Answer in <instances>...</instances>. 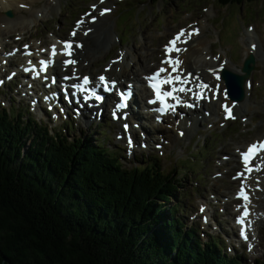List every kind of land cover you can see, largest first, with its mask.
Here are the masks:
<instances>
[{
	"label": "trees",
	"instance_id": "trees-1",
	"mask_svg": "<svg viewBox=\"0 0 264 264\" xmlns=\"http://www.w3.org/2000/svg\"><path fill=\"white\" fill-rule=\"evenodd\" d=\"M23 128L0 115V264H236L199 246L196 228L180 237L172 174L151 163L120 171L101 145Z\"/></svg>",
	"mask_w": 264,
	"mask_h": 264
},
{
	"label": "rangeland",
	"instance_id": "rangeland-1",
	"mask_svg": "<svg viewBox=\"0 0 264 264\" xmlns=\"http://www.w3.org/2000/svg\"><path fill=\"white\" fill-rule=\"evenodd\" d=\"M71 1L72 0H59L60 7H58L57 0L45 1L49 2L50 6H45L44 1L38 0L35 3V10L39 14L37 18H31V16L25 20L26 26L25 29H23L24 33H21L24 39L23 41L19 42L18 45H23L25 42L28 41L27 45L25 46H33L34 48H36L37 46L41 45V41L43 39H47L48 41V44L43 46H48L51 43L52 39H54L55 37H66L68 35L69 29L74 24L73 21L77 17H79V15L83 13L86 9L92 10L93 5L96 4L99 0H81V2L77 0H74L72 2ZM117 1L122 0H113V5L111 6V8H114V3ZM127 2V4H125V2L120 5V7L129 6L128 10L134 9L137 14H139V17L135 19L137 15L136 12L128 11L121 16L119 20V27H115L113 21L118 15V11L114 14L112 13L111 15H109L106 19V22L110 24L115 30L114 32L110 31L109 33L112 37L111 44L114 46V48L110 52L108 47L104 52H101L98 57L96 56L97 61L93 65H91V62L87 63L84 58L83 61L79 63V67L84 69L83 72L93 73L94 75L102 72L103 67L118 58L117 56L119 55V53H121V51L133 48V46L136 44H142L143 37H146L150 41L149 50L158 49L154 57L155 60H157V56L160 53V46L165 42L166 38H168L172 31H175L177 27H183L188 23H198L199 25H201V23L205 20H208V23L206 24L208 28V31L206 33L207 38L205 37L208 42V53L213 50V58H215L219 54L222 58H226L227 54H225L224 57L223 52L221 50H214L213 46L217 42L218 35L217 32L214 30L212 23L213 19L217 16L215 11L216 6L211 5L207 7V3L202 2L201 0H154L155 3L150 1L145 4L140 3V1L138 0H128ZM242 3H244V1L239 3V10L242 9L243 13L242 16L241 13H239V17H241V19H239V25L241 29L238 25V11L234 9L235 7L230 8L229 14H226L225 16H220L216 22L217 24L223 23L221 26H217L216 30L220 33V39L225 45H234L236 34L238 33L240 46L237 45L232 49L233 56L237 58V61L239 58L242 57L241 61L238 64H242L245 51L248 47L247 42L242 39V37L247 32V29L245 28L248 25H252L254 29L258 31V38L262 41L264 46V17H261L263 9L261 8L256 10L254 4L243 5ZM262 3L264 5L263 1ZM107 5L108 3L106 4V6ZM192 5H195V7L193 8L194 10L191 11V13L186 14V12L189 11L188 9ZM51 8H55L56 11ZM62 9L64 11H62ZM248 10H252L254 12L252 19H247L244 15ZM79 12L80 14L77 15V13ZM218 12L224 13L225 10L221 9L218 10ZM125 16L131 18L132 22L128 24V26L130 27L128 28L125 35L126 40H124V44H122L121 40L123 39L122 35L124 34V32H120V30L122 31L124 29L122 23L124 22L123 18ZM262 16H264V11L262 13ZM244 19L245 22H243ZM29 21L31 22L30 24H28ZM16 22H18V20L15 19V23ZM158 23L163 24L162 27H159ZM116 35L120 37V41H117L115 39ZM25 37H27V39H25ZM33 37H35V39L32 40V42H29V40H31V38ZM9 39H11V37H9L5 41V43H7ZM25 46H23L24 50L27 49ZM225 51H227V48H225ZM2 55L3 53L0 54V58H2ZM17 55H19V53H17ZM13 63H17V65L22 64L18 60V57L16 59H10L7 64L0 70V74L5 69H8L10 72H13V74H16V72H14L15 69H13L14 65L12 68H9V65H12ZM257 65L258 69L254 72V85L252 92L253 101L257 104L259 112L257 113L255 110L251 123H249L247 120V122L243 124L242 121L244 119L240 118V115L237 121L226 125L225 131H223L222 129H215L217 132L212 133L211 137H209L211 132H204L205 128L208 129L210 127V124L205 123V126L202 127V133L195 134L191 142H188L187 140L185 142H178V144L173 146L172 151H170L168 146H165L161 149V154H159L154 149V142H151V144L148 145L146 149H144L145 151L139 150L138 152H136L137 154L134 157L132 156V159H128L126 157L123 159L125 153L128 154L129 151H127V145L124 143L125 140H119L120 138L116 137V128L119 127V125L112 124L111 127V123H108L107 121L103 128V131L105 133L103 136L104 138L107 133L113 136V142H111V138H106V140L110 143V150L118 149L120 152L121 150H123V148H125V150L127 151H125L122 156V164L125 167L124 169H131L132 167L140 166V164L147 161V156H156L159 160L160 167L164 168L167 172L171 173L175 169L176 161H180L181 159H187V155H189V151L191 150H193V152H197V145L199 142L205 144H207L208 142L211 143L207 147L208 155H206L205 158H203L202 160L205 164V169H201L198 171L197 174H200L199 176L193 172H189V179H186L185 181L183 180L182 182V187L185 191L188 192H185L186 195L188 194V201H185L184 203V206H186L187 211H185V213L183 214L182 219L187 225L191 226L192 222L189 220V215L193 211L195 212L194 214H196L197 216L196 220L201 218V216H204L208 221V223L206 224H202L200 220H197V222L193 219V222L197 223V225L200 226V230L205 232V234L207 233V235L205 236L204 233L200 234L203 235V237L200 236L202 238V241L206 242L210 233V236H212V234L215 235L224 244L223 249L227 255H229L227 243L230 242V245L232 246V243H234V241L230 237L228 238L226 236V233L224 232L230 233L231 225H227L226 223H230L231 221L230 216L232 213L233 205L230 204V202L226 206H223L221 204L226 203L228 197L226 195L220 196L217 193L216 188L214 189V184L216 180L222 182L229 180L224 176L220 178L217 177V175H219L220 173H224V171H226L231 166H228V161L223 162V159L226 158V156H230L228 155V153H225L227 148L233 150L238 145L256 139L258 135L264 133V106H262L264 102V63L258 62ZM16 80L17 75L13 76V79L11 81L6 82H9V84H11L15 83ZM23 101H25V99H23ZM12 104H16V110L18 108L23 107L22 103L19 104V107L17 106V102H13ZM10 105H6L5 107L8 108ZM34 112L38 116L33 114L35 118H32V120L35 121L34 123L39 127L40 123L38 119H41V117L44 118V116H41L39 112L35 110ZM64 121L66 120L62 118L59 120L58 123H63ZM48 124L49 125H46L50 129L52 125L50 123ZM74 124L76 126L74 134L77 135L78 131L84 129V126H79L77 123ZM257 124H259V128L255 127ZM40 125L43 126L44 124L41 123ZM58 129L59 128L56 127L55 130H50L51 134L58 132ZM164 131L167 135V140L168 138H170L168 136L172 137L175 134V130L163 128V132ZM170 131L173 132L170 134ZM214 135H217L216 138H213ZM69 136L71 137V134H69ZM97 136L98 138H100L101 135H99V132H97ZM210 138H213V140L210 141ZM117 145H119L120 147L116 148ZM232 192L233 190L232 188H230V193ZM178 200L177 203H179ZM174 202L176 203V200L173 197L169 200V204H167V206L169 205L171 209L172 207L174 208ZM256 207H260L262 209V212L264 213V201L261 206L260 201H258ZM201 208H203L204 211H201ZM220 223L222 224V226L220 225ZM253 238H256L257 240L255 247L250 251L249 257L245 255L247 258H245L244 264H259V262H264V216L262 224L258 225L255 229L253 233ZM236 248L238 252L243 249L238 248L237 246ZM232 255L233 254L231 253L229 256ZM238 260L240 261L241 257H239Z\"/></svg>",
	"mask_w": 264,
	"mask_h": 264
},
{
	"label": "bare ground",
	"instance_id": "bare-ground-1",
	"mask_svg": "<svg viewBox=\"0 0 264 264\" xmlns=\"http://www.w3.org/2000/svg\"><path fill=\"white\" fill-rule=\"evenodd\" d=\"M37 1L38 0H0V48L2 46H6L5 41L9 37H11L13 40L23 39L21 33H24L23 29H25V26H26L25 20L31 16H32L31 18H37L39 14L35 10L36 9L35 3ZM43 1H48V0H43ZM57 2L59 4V0H57ZM108 2L111 4V0H108ZM22 4L25 5V7H21ZM45 5L50 6L49 2H45ZM51 9L56 11L55 8H51ZM100 18L101 19L97 21L96 23H92V24L87 23L83 29L80 27L78 30L80 31L82 29L83 31L80 32V34L75 37V42L81 43L83 47L76 49L74 52V55L76 56V60H77V63L75 65H71V69L77 70V72L74 75L82 74L81 71L83 70V68L77 69V65L79 67L80 61L82 62L84 58L87 61V63L91 62V65H93L97 61L96 56L98 57L101 54V52H104L108 47H109L110 52L114 48V46L111 44L112 37L110 36V34H108L110 30V25L107 24L105 20L106 16H100ZM15 19L18 20V22L15 23ZM30 23L31 22L29 21L28 24ZM88 29H91V31L88 33V35H85V32ZM188 30H191L192 32L194 30H198V34H194L192 35L190 39H188L187 32H186L185 39H187V43L184 45V49H186V51H182L179 54L175 53V56L179 55V58L183 61V63L180 65V71L181 72L183 71L184 75H188L189 73L192 74L190 78L192 79V83L194 84V86H196V84L201 83V82L206 83V84L209 83L212 86L218 83L220 84V88L223 90L226 88V85H224V81L221 79L217 80L216 76L213 75L210 69L216 70L219 76L221 75L223 77L226 76L228 79H230V76L232 73H235L237 75L239 73L242 74L241 69L243 67V69L248 71L246 72V76L248 78L241 79V81L243 82V88L245 89H242L241 81H239L236 85L242 91L245 92V95H244L245 99L244 101L239 102L238 105L235 106L234 109H235L236 115H241L240 118H246L248 122L251 123L255 110L257 113L259 112V108H257V104L253 101L252 91H253V85H254V72L255 71L251 67L258 69L257 63L258 62L264 63V59H263L264 46H263L262 41L258 38L254 30L252 32H247L245 36L242 37V39L245 40V42H247L248 44V47L245 51V58L247 56L253 58V60L250 59L247 64L243 63L244 66L243 64L235 65L231 61L226 62V59H222L220 57H218L215 60L206 61L202 57L203 52L208 48V42L205 39L206 33L208 31L206 23L202 22L201 25H198L197 27L193 26L192 29L188 28ZM25 39H27V37H25ZM42 42L45 45L48 44L47 39H43ZM50 45L51 44H49V46ZM58 45H60L59 42H58ZM49 46H45L41 49H46L47 51H44V52L46 54H50L51 50H49ZM253 46L255 47L254 49L252 48ZM149 47H150L149 39H147L146 37H143L142 44L140 45L136 44L133 46V48L126 49L125 51H121V53H119L120 56L119 55L117 56L118 57L117 61L119 63L115 64L114 62H112L109 65V66L118 68L116 69L117 70L116 73H113V72L105 73V75L109 78H110L109 74L112 75L114 77V80L117 82L118 86L134 88L133 94H134V100L136 101L133 100L132 103L134 104V108H135V105H138V108L136 109V113H139V109L141 106V103L138 101V95L140 93V96H141V94L143 93L142 92L143 86L142 85L130 86L128 85V83L131 81H134L136 83L141 82L140 76L143 75L144 72L151 71V68L156 65L157 62L154 57L158 49L149 50ZM41 49H40V52H41ZM14 51L15 50H12L11 53L13 54ZM42 54L44 55V53ZM28 59L32 60L33 56L32 55L29 56ZM20 62L24 64L23 58H21ZM152 62L153 64L150 65ZM219 66H223L222 72H219L217 70ZM17 68L18 66L16 67V69ZM194 76H198L199 80H195ZM110 81H113V78H110L109 82ZM8 85H9V82H6L3 85V88H8ZM203 90L205 91V89ZM9 91H12V89ZM5 92L6 93L4 95V100L6 102V105H10L12 104V102H10V97L8 95V92L7 91ZM220 97L221 95L218 96L215 103H211L206 106V109L209 110V112L211 113L210 117L202 116V118H199L198 114L188 112L189 116H187V118L183 122L179 120L176 124L177 127L175 128L174 136L172 137L168 136L170 137L169 139L171 140L169 144L175 145V144H178L179 141L184 140L185 142L186 140L192 138L193 135L195 134L194 132L195 127L198 124L199 125L203 124L202 123L203 121H206V122L211 123L212 125H215V119H218V120L220 119L218 106H217L218 105L217 102H221V100L219 99ZM24 98L25 100H27L26 96H24ZM40 100H41V103H43L42 96L38 97L39 103H40ZM113 100L114 99L112 98V99H109L108 101L111 102ZM141 100L143 101L142 98ZM211 100H213L212 96H211ZM97 105L99 106L98 109H100L103 113L108 112L107 110L110 108L109 104H107L106 102L103 104L98 103ZM262 106H264V102ZM9 107H11V105ZM1 109L4 112L8 111L7 107H1ZM124 112L127 115H125L124 119L118 121L119 123H121V126L116 128L117 130L116 136L118 137H121V135H123L126 132L123 128V125L125 124V122H127V120L129 122L135 123V121H133L135 120L134 118L136 117L135 111L132 110V111H124ZM181 112H184V110H181ZM146 114L144 115L146 116ZM146 117L147 118H144V122H145V126L148 128L151 119L148 116ZM187 121L192 122L191 127L185 126ZM65 123H69V120L67 119L66 121H64V124ZM15 124L17 125L19 123H15ZM115 124L116 123H114L113 125ZM79 126L81 125L79 124ZM255 127L259 128V124H257ZM129 131L131 133H134V132L138 133L141 131L147 132L146 128L142 124H141V130L137 129L135 126L129 125ZM172 132L173 131H171L170 134ZM181 133H183V135L179 136L181 135ZM71 137L74 138L75 134L72 133ZM162 138H165V136H162ZM138 139L143 142H145L146 140V138L141 139L139 136L138 138H134V141L136 142ZM249 142H246L245 145L248 144ZM97 144L101 145L104 148L106 146V144L101 142L100 140L97 142ZM119 147H120L119 145L116 146V148H119ZM238 147L239 145L234 148V151H231L230 148H227L226 150L228 152V155H230L231 157L229 161L230 164L235 163L237 166H238V163H236L235 158L237 157L236 149ZM169 149L170 151L173 150V148H170V147ZM139 150L141 151L142 149L140 147L133 148L132 151L130 149L131 156L134 157L137 154L136 152H138ZM256 161L259 163L258 158L256 159ZM234 167L235 166L231 165V168H234ZM229 173H230L229 171L224 173L225 177L228 178L229 180H226L225 182L216 180L214 184V189L216 188V191L220 196H223V195L228 196L230 194V188L233 189V185L236 182L235 179H230L228 177ZM174 178L176 180L177 177L174 176ZM246 186H250L252 189L258 188L259 191L256 192L254 189L255 191L254 193H255V198L260 201V206H261L264 201V171L255 172L254 175L248 178L246 182ZM222 188H226L225 193H222L221 191ZM229 199H230V202H237L236 200L234 201L230 196H229ZM254 212H257L256 213V223L261 225L263 222V216H264L262 209L260 207H257V208L255 207Z\"/></svg>",
	"mask_w": 264,
	"mask_h": 264
},
{
	"label": "snow or ice",
	"instance_id": "snow-or-ice-1",
	"mask_svg": "<svg viewBox=\"0 0 264 264\" xmlns=\"http://www.w3.org/2000/svg\"><path fill=\"white\" fill-rule=\"evenodd\" d=\"M100 3L103 4L104 0H100ZM21 7H25V5H21ZM96 6L93 5V11H95ZM111 9L109 8H103L100 10V15L104 16L108 12H110ZM91 16L90 13L86 14ZM84 20L81 19L77 22L76 29H79L83 24ZM92 23L96 22V17L91 16ZM91 31V29H88L85 32V35H88V33ZM198 34V30H194L191 33H187L188 39L191 38L192 35ZM77 35V31L74 30L71 33L72 37H75ZM182 37H185V30H181L172 40L169 41V44L165 46V54L166 58L161 61V67L152 75L146 77V79L149 81L150 86L152 87L154 93H155V99L150 101V103H157L159 102L160 107L156 108L155 111L159 112L161 115H166L169 111L172 113H175L176 108L178 106H186V107H195L193 104H187L181 99L180 94L184 93L187 95L188 93H192V97L199 101L201 99H204V92L201 91L203 89H209V85L206 83H198L196 84V91L193 90L191 87H187V85L192 83V80L190 79L191 73L188 74V76H183V74L180 71V65L183 63V61L179 58V55H176L175 57L172 55L173 53L179 54L182 51H186V49H181L177 47L178 43H187V39H181ZM62 44V49L58 51L56 45L51 46L50 56L48 59H41L38 63L40 65L39 69L35 66L32 68H26L25 71H32L36 73V76L39 77L41 73L46 72L48 67L54 64L55 57L58 55H63L65 57H68L65 59L62 63L65 67L69 65H75L77 63L76 59H73L74 50L83 47L81 43H77L74 40H66L59 42ZM27 47V46H25ZM254 47V46H253ZM41 51H47L46 49H41ZM31 55V53H28ZM29 64H32V61H29ZM163 65H168V67H164ZM169 68L171 69L169 71ZM210 71L213 73L214 76H216L217 80H220V76L217 74L216 70L210 69ZM47 79V77H45ZM65 80L71 79V77H64ZM98 83L96 84V88L103 87L105 91L109 90L110 87H113L115 85V81L109 82V80L101 75L98 78ZM52 84L56 83V78L52 77L51 80ZM91 83L88 76H84L82 79V83L72 85L74 89H76V92L82 93L83 100L85 102L89 100H96V101H102L103 97L99 94H97L95 88L89 89L87 86ZM170 86V90H164V86ZM216 92H221L225 98L227 97V91L222 90L220 88V85L217 84L214 86ZM76 92H73L72 95L75 96ZM65 98L67 99V93L65 95ZM45 99H48V97H45ZM171 99L175 103H168V100ZM126 100L127 95L121 94V103L117 105L116 111H119L120 109H123L126 107ZM77 103H79V100H77ZM224 112H225V118L226 119H235V116L233 114V106H229L227 104L222 105ZM115 116V111H114ZM125 129L128 128V125L125 124ZM183 135V133H181ZM129 143L131 144V140H129ZM264 152V141H260L257 143H253L247 147L246 151H243L240 153L241 156V162L243 164V171L238 173L234 179L243 177V180L241 182L240 191L238 193V198H242L244 201L243 212L240 217L237 218V222L241 225V237L245 240H248V231L251 228V221L248 220V217L250 216L248 205L250 203V197L246 193V182L251 176L253 172H260L264 171V156H261V153ZM259 158L260 163L254 164L253 162ZM201 211H204L203 208H201Z\"/></svg>",
	"mask_w": 264,
	"mask_h": 264
},
{
	"label": "water",
	"instance_id": "water-1",
	"mask_svg": "<svg viewBox=\"0 0 264 264\" xmlns=\"http://www.w3.org/2000/svg\"><path fill=\"white\" fill-rule=\"evenodd\" d=\"M247 71V70H246ZM248 72V71H247ZM230 78H231V83L232 84H234L236 87H238L236 84L239 82V81H241V79H246L247 78V76H245V77H238V76H235V75H231L230 76ZM224 79H225V81L226 82H229V79L226 77V76H224ZM241 87H242V89H243V82L241 81ZM228 86H229V88H230V84L228 83ZM239 88V87H238ZM239 90H240V93H241V96L239 97V99H241L242 98V96H243V91L239 88Z\"/></svg>",
	"mask_w": 264,
	"mask_h": 264
}]
</instances>
